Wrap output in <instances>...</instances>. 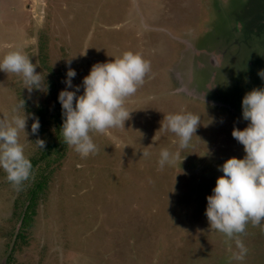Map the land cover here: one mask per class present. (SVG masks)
<instances>
[{
  "label": "rangeland",
  "instance_id": "obj_1",
  "mask_svg": "<svg viewBox=\"0 0 264 264\" xmlns=\"http://www.w3.org/2000/svg\"><path fill=\"white\" fill-rule=\"evenodd\" d=\"M143 2L146 10L140 0H0V55L10 50L5 44L19 48L47 86L29 92L19 75L0 72V120H10L22 99L25 113L40 123L33 135L28 119V135L19 136L33 163L29 179L13 186L0 170L3 260L264 264V221L260 226L249 221L244 233L230 239L212 229L204 214L206 197L222 175L218 166L244 156L231 131L248 122L241 119V107L227 102L241 106L246 92L264 87L257 75L264 71L258 70L264 66V0ZM126 51L141 54L151 71L125 101L132 113L124 129L90 133L97 151L81 157L59 132L57 95L66 72L75 70L72 84L81 85L92 65ZM168 63V70L158 71ZM156 73H161L157 82ZM181 110L200 117L199 139L193 136L179 158L161 169V149L177 150L175 135L160 128L163 116ZM37 139L45 141L42 150ZM44 179L42 189L35 188ZM8 227L26 232L23 249L6 246ZM236 239L248 250L242 261L233 259Z\"/></svg>",
  "mask_w": 264,
  "mask_h": 264
},
{
  "label": "clouds",
  "instance_id": "obj_2",
  "mask_svg": "<svg viewBox=\"0 0 264 264\" xmlns=\"http://www.w3.org/2000/svg\"><path fill=\"white\" fill-rule=\"evenodd\" d=\"M35 42L33 37L31 43ZM3 47L10 50L0 55V72L19 75L26 86L24 89L29 92L41 91V88L46 91L45 76L42 81L31 58L12 44ZM150 71V62L132 51L92 65L81 85L72 84L76 72L69 68L65 88L57 95L63 117L59 132L64 143L81 157H87L97 151L90 133L124 129V123L132 113L125 107V101L137 92ZM258 75L264 80V71ZM81 87L82 94L78 95ZM24 105L25 101L20 99L11 109V119L0 120V170L5 173L6 180L17 187L29 179L33 167L24 154L20 133L23 132L25 138L28 135L25 131L28 119H32L31 134H37L40 128L39 118L26 114ZM241 119L248 122L246 127L242 130L233 127L231 136L243 146L244 156L228 158L218 166L222 175L216 179L212 194L206 197L204 213L209 226L230 239L244 233L249 221L254 226H260L264 221V87L253 88L243 95ZM162 122L160 128L177 138L174 141L177 150L161 149L157 160L161 169L174 163L181 151L189 146L192 137H197L200 117L181 110L163 116ZM35 145L42 150L45 141L37 139ZM235 244L238 251L233 254V259L242 261L248 250L239 239Z\"/></svg>",
  "mask_w": 264,
  "mask_h": 264
},
{
  "label": "flooded vegetation",
  "instance_id": "obj_3",
  "mask_svg": "<svg viewBox=\"0 0 264 264\" xmlns=\"http://www.w3.org/2000/svg\"><path fill=\"white\" fill-rule=\"evenodd\" d=\"M264 58V57H263ZM211 61H213L212 59H211ZM263 62H264V60H263ZM261 68H264V66H259V68H258V70L260 71V70H262ZM249 73V72H248ZM250 74V73H249ZM257 75H258V73H257ZM259 76V75H258ZM194 82V81H193ZM196 86V85H195ZM185 88H189V86L188 87H185ZM226 102V101H225ZM228 104H229V106L230 107H232V108H240L241 106L240 105H237V104H232V102L230 103V102H227ZM229 109V108H228ZM241 109V108H240ZM239 113V112H238ZM9 224V223H8ZM10 230V233L8 234V235H6V236H3L4 237V240L5 241H7L8 242V244H6V246L7 245H9L10 246V248L11 247H14L15 249H19V248H24V246H26V244L25 245H23L24 243H25V241H26V232L25 233H20L19 232V230H20V227L19 228H17L15 231H13L10 227H8V231ZM13 233H15L14 234V238H13V241L10 239V234H13ZM25 236V237H24ZM1 244H2V242H1ZM1 244H0V264H11V263H9V262H12L11 260L9 261L8 259V256H6V258H5V260H3L2 258H3V256L5 255L4 254V252H3V250H2V247L3 246H1ZM12 244V245H11ZM5 246V248H6V250H7V247ZM4 248V249H5ZM19 260H21V259H19ZM14 262V264H21L20 263V261H17V263H15V261H13Z\"/></svg>",
  "mask_w": 264,
  "mask_h": 264
},
{
  "label": "crops",
  "instance_id": "obj_4",
  "mask_svg": "<svg viewBox=\"0 0 264 264\" xmlns=\"http://www.w3.org/2000/svg\"><path fill=\"white\" fill-rule=\"evenodd\" d=\"M141 1V3H140V6H141V8H143V9H145V7L144 6H142L141 4L142 3H144L143 2V0H140ZM149 1V0H148ZM146 10V9H145ZM156 21H157V19H156ZM159 21V20H158ZM161 22V21H160ZM151 27V26H150ZM155 28H158L157 30H159V31H161V32H167L169 35H170V33L172 32L171 30H169V29H167V30H164V29H161V26H155ZM152 29H154V28H152ZM156 31V30H155ZM174 33V32H173ZM179 38V41L181 42V41H183L182 40V38H181V36L180 37H178ZM184 43H186V45H187V42L184 40ZM145 44V43H144ZM142 47V44L140 45V48ZM143 48V47H142ZM200 56H202V55H200ZM205 61V60H204ZM169 63L165 66V67H162V68H159L158 69V71H163L164 69H166V70H168L169 69ZM163 69V70H162ZM157 71V72H158ZM170 72H172V70L170 69ZM157 74V73H156ZM161 73H158L156 76H157V78H156V82L158 81V79H159V75H160ZM171 75V74H170ZM169 75V76H170ZM168 77V76H167ZM164 84H166V81H164ZM169 97H170V95H169Z\"/></svg>",
  "mask_w": 264,
  "mask_h": 264
},
{
  "label": "trees",
  "instance_id": "obj_5",
  "mask_svg": "<svg viewBox=\"0 0 264 264\" xmlns=\"http://www.w3.org/2000/svg\"><path fill=\"white\" fill-rule=\"evenodd\" d=\"M39 112H41L40 111V109H39ZM43 114H44V112H42ZM42 152H44V151H42ZM42 157L43 158H46L47 157V153L45 152V153H43V155H42ZM33 164V163H32ZM33 168V167H32ZM43 183H45V179L42 181V182H40V183H38L37 185H36V187L35 188H38V189H42V187H43ZM32 192V194L34 195V191H31ZM28 208H30V207H28ZM29 219V215L28 214H23V217H22V222H23V225L25 226V225H27V220Z\"/></svg>",
  "mask_w": 264,
  "mask_h": 264
}]
</instances>
